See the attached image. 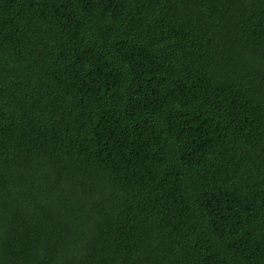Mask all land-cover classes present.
I'll return each mask as SVG.
<instances>
[{
	"label": "trees",
	"instance_id": "1",
	"mask_svg": "<svg viewBox=\"0 0 264 264\" xmlns=\"http://www.w3.org/2000/svg\"><path fill=\"white\" fill-rule=\"evenodd\" d=\"M0 264H264V0H0Z\"/></svg>",
	"mask_w": 264,
	"mask_h": 264
}]
</instances>
